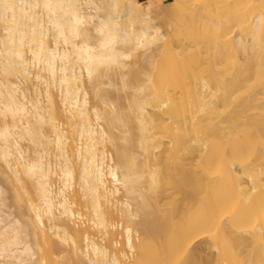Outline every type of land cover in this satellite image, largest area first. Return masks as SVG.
<instances>
[{
  "label": "bare ground",
  "instance_id": "bare-ground-1",
  "mask_svg": "<svg viewBox=\"0 0 264 264\" xmlns=\"http://www.w3.org/2000/svg\"><path fill=\"white\" fill-rule=\"evenodd\" d=\"M197 2L0 0V264H264V0Z\"/></svg>",
  "mask_w": 264,
  "mask_h": 264
},
{
  "label": "rangeland",
  "instance_id": "rangeland-1",
  "mask_svg": "<svg viewBox=\"0 0 264 264\" xmlns=\"http://www.w3.org/2000/svg\"><path fill=\"white\" fill-rule=\"evenodd\" d=\"M142 1L145 2L146 0H142ZM168 1H171V0H167V2H168ZM199 1H200V0H198L197 3H199ZM220 10H221V9H220ZM206 11H207V10H206ZM206 11H204L203 14H202L203 11H201V12L199 11L200 13H199V12H198V13H199V15H200V14L204 15ZM209 11H210V10H208L207 12L209 13ZM213 12H214V11H213ZM213 12H211V14H212V15L214 16V18H215V16H216L215 14H219V12H218V11H217V12L215 11V14H213ZM198 13H197V14H198ZM208 13H207V15L205 14V17L208 16ZM222 13H223V12H222ZM188 14H189V13H188ZM197 14H196V16H197ZM211 14H210V15H211ZM186 15H187V14H186ZM210 15H209V17H207L205 20L209 19V18L212 16V15H211V16H210ZM189 16H190V15H189ZM191 16H192V15H191ZM193 16H194V15H193ZM193 16L191 17V19L193 18ZM200 16H201V15H200ZM200 16H199V17H200ZM221 16H223V15L221 14ZM199 17L197 16V18H199ZM202 17H204V16H202ZM202 17H200V19H201ZM205 17H204V18H205ZM197 18L194 17L193 19H196V21H195V20H194V21L198 23L199 21H197ZM216 18H218V17H216ZM216 18H215V23L218 24V22H216ZM219 18H220V17H219ZM181 19H182V18H181ZM184 19H185V18H184ZM184 19H183V20H184ZM201 20H202V19H201ZM210 20H212V19L210 18ZM210 20H207V22H208V21L210 22ZM224 20H226V19H224ZM180 21H181V22H179V23H182V25H183L182 20H180ZM184 21H185V20H184ZM188 21H191V20H188ZM188 21H187V22H188ZM194 21H193V24L195 23ZM203 22H204V20H203ZM205 22H206V21H205ZM209 22H208V23H209ZM175 23H178V22H175ZM185 23H186V22H185ZM185 23H184V24H185ZM191 23H192V22H191ZM197 23H196V24H197ZM201 23H202V22H200V25H201ZM211 23H212V25H214V26H213V27L210 26V27L212 28V30H209V29H211V28H208L207 31H208L209 33H208L207 31H206V33H204V31H205L206 28H205V29H203V28L200 29V26H199V28L197 27V28L199 29V33L201 32V33H203V35H205V36H203V37L201 36V37H202L203 39L206 38V40L208 39L209 41H212V42L215 41V42H216V43L213 42L214 44H213L212 42H209V45H210V43H211V45H215V44L218 45V43H219V44H222V43L225 41V40H224L225 38H223V41H222V39H220V38H222V37L219 36V37H220L219 40H221L222 42H221V41L219 42V40H218L217 38H215V37H214V39L212 38V37L214 36V34H213L214 32H213V31L216 30V29H215V25H216V24H215V23L213 24V20H212ZM221 24H222V23H221ZM203 25H204V23L201 25V27H203ZM226 25H227V24H226ZM226 25H225V29L227 28ZM178 26H179V25H178ZM185 26H187V24H186ZM189 26H190V25H188V27H189ZM191 26H192V25H191ZM196 26H197V25H195L194 27H196ZM179 27H180V26H179ZM182 27L184 28V25L181 26V27L179 28V31H182V30L184 31V30H185V29H183ZM204 27H205V26H204ZM206 27H207V26H206ZM208 27H209V24H208ZM220 27H221V26H220ZM223 27H224V26L222 25L221 28L223 29ZM230 27H231V26H230ZM232 27H234V26L232 25ZM232 27H231V28H232ZM197 28H196V29H197ZM221 28H219V29H221ZM231 28H230V29H231ZM189 29H190V28H189ZM196 29H195V32L198 31V29H197V30H196ZM230 29H229V26H228V31H229ZM237 29H238V28H237ZM237 29H236V27H234V30H236V32H237ZM202 30H204V31H202ZM223 30H224V29H223ZM239 30H240V28H239ZM244 30H245V29H244ZM185 31H186V30H185ZM185 31H184V32H185ZM211 31H212V33H210ZM191 32L194 33V30H191ZM221 32L224 34V31H221ZM230 32H231V31H230ZM232 32H233V30H232ZM236 32H235V33L233 32V33H234L235 35H238V33L236 34ZM238 32H239V31H238ZM245 32L247 33L246 30H245ZM179 33H180V32H179ZM185 33H187V32H185ZM218 33H220V32H218ZM233 33H232V35H233ZM239 33H240V32H239ZM220 34H221V33H220ZM181 35H182V34H181ZM185 35H186V34H185ZM185 35H184V36H185ZM187 35H188V34H187ZM189 35H190V33H189ZM195 35H199V34L196 33ZM201 35H202V34H201ZM210 35H211V36H210ZM240 35H241V34H240ZM242 35H243V34H242ZM245 35H246V34H245ZM184 36H183V39L185 38ZM190 36H192V35H190ZM199 36H200V35H199ZM215 36H216V35H215ZM221 36H222V34H221ZM227 36H228V35H227ZM186 37H187V36H186ZM209 37H210V38H209ZM223 37H225V36H223ZM181 38H182V37H181ZM191 38H192V37H191ZM193 38H194V37H193ZM185 39H190V38H189V36H188V38H185ZM199 39H200V38H199ZM212 39H213V40H212ZM215 39H216L217 41H216ZM195 40H196V39H195ZM206 40H204V41H206ZM187 41H188V40H186V42H187ZM189 41H190V40H189ZM197 41H198V44H199V40H197ZM200 41H202V40H200ZM226 41H227V40H226ZM217 42H218V43H217ZM202 43H205V44H206V42H202ZM207 43H208V42H207ZM225 43H226V42H224L223 44H225ZM233 43H234V42H233ZM195 44H196V43H195ZM200 44H201V42H200ZM234 44H235V43H234ZM245 44H246V43H245ZM206 45H207V44H206ZM247 45H248V44H247ZM247 45H246V46H247ZM262 45H264V44H262ZM202 46H203V48H205V47H204L205 45H202ZM207 46H208V45H207ZM248 46H249V45H248ZM208 47H209V46H208ZM216 47H220V48H219V49H215ZM216 47L214 48V51H215V54L218 55V56H217V57H218V60H217V58H213V57H212V58H213V59H216L217 61L221 62L222 64H221V63L219 64V62L217 63L216 60H212L211 58L209 59L210 56H208V59H209L210 62H209L207 59L204 60L205 58H207V55H209V54H208V52H206L207 55L205 54V56H204V54H203V53H205V50L207 51V49H205V50L202 49V51L204 50V52L201 51L202 54H203V56H204V57L202 56V57H203V61H205V62L208 61V62L210 63V65H211V67H212V65L215 64L214 61H215L217 64H219V65H217V67H220V68H217V72H215L214 68L212 69V68L210 67V69L212 70V72H213V70H214V72H213L211 75L216 74V73L219 74V73H218V72H219L218 69H222V70H223L224 68L226 69V66H225V65L227 64L226 61L229 62V59H228V58H229L230 56H233V58H234V59L231 58V60H235V58H238V57H239V60H241V59H245L246 57H248V59H245V61H243V62L246 63V60H248L249 67H246L247 65H242V66H243V68H242L243 71L241 70V71H242V74L244 73V71L246 72L247 68L250 69L251 66H253V68H252V70H253V69L255 68V66H256V68H257V65H256V64H258V62L263 63V61H264L263 58L261 59L262 55L264 54L263 50H259V51H260V54L258 53L259 51L257 50L256 53H258L259 55L257 54V55L255 56V54H256V53H255V54L253 55L254 58H251L252 56L247 55L245 58H242V57H241V59H240V55H239V56H236V55H237V53H236L237 50H235V51H236V52H235L236 54L232 52L233 55H230L228 58H226L225 56L228 55V53H227V51H224V50H225V48H226L227 46L224 45L225 48H224L222 45H219V46H216ZM250 47H251V46H250ZM210 48H212V49L209 50V51L211 52V50H213V47H210ZM221 48H222V49H221ZM223 48H224V49H223ZM236 48H237V46L235 47V49H236ZM248 48H249V47H248ZM220 49H221V50H220ZM237 49H238V48H237ZM219 50H220L221 53L224 51V52L227 53V54H225L224 52H223L222 54H220V52L218 53ZM246 50H247V49H246ZM214 51H213V52H214ZM216 51H217V52H216ZM238 51H240V48L238 49ZM248 51H249V49H248ZM261 51L263 52L262 54H261ZM213 52H211V53H213ZM241 52H242V51H241ZM241 52H239V53H241ZM246 52H247V51H246ZM211 53H210V54H211ZM239 53H238V54H239ZM215 54H214V55H215ZM219 54H220L221 56H220ZM223 54H224L225 56H224ZM241 54H242L241 56L244 57L243 52H242ZM247 54H248V53H247ZM211 55H212V54H211ZM260 55H261V56H260ZM222 56H223V57H222ZM198 57H199L198 60L201 59L200 62L202 63V58H200V52H199V54H198ZM214 57H216V56H214ZM219 57H220V58H219ZM224 57L226 58V61L224 60V59H225ZM211 60H212V62H213L212 64H211ZM222 60H223V61H222ZM239 60H238V61H239ZM262 60H263V61H262ZM208 62H207V63H208ZM223 62H224L225 64H224ZM231 62H232V64H231L232 67H231V68H228V69H233V70H232L233 72H232V71H229V70H227V71L225 70V71H226L225 73H231V74H232V75H231V78H230V75H229V78H230V81H231V82H233V81L235 82L236 79H239V80L242 79V80H241V81H239V80L237 81V80H236V81H237V85H236V86H235V84H230L229 81H228V83H229L230 86L233 85V86H235V87L237 88V90H239L240 88H241L240 90H242L241 84H238V83H239V82H242V81H243V78H245V80H247V81H243L244 83L242 82L243 85L245 86V83L249 82V78L246 79V76H247V75L250 77L251 80H252L253 78H255V79L258 78V79H259V77H260L261 79H263V82H264V78H263L264 75H263V77H262V74H260L259 76H255V74H256L255 72H256V71H255V72H252V74L255 73V74H254L255 77L251 78L253 75L250 76V75L248 74V72H249V71H252V70H249V71L247 70L248 72L245 73V75H244L245 77L242 75L243 78H239V77H237L236 75L241 76V72H240V71L238 72V70H237L238 68H241V67H240V65H241L240 63H241V62H240V63L238 62L239 64H237V62H236V65H234V61H231ZM243 62H242V64H244ZM205 64H206V63H205ZM223 64H224V66H223ZM228 64H229V63H228ZM237 65H238V67H237ZM202 66H203V67H201V69H202V71H203V70H204V66H205V65H204V62H203V64H202ZM207 66H209V65L207 64ZM207 66H205V68H206L205 71H207ZM214 66H215V65H214ZM222 66H223V67H222ZM227 66H228V65H227ZM244 66H245L246 69H244ZM236 67H237V68H236ZM235 68H236V70H235ZM263 68H264V67H263ZM254 70H255V69H254ZM254 70H253V71H254ZM256 70H258V71H257L258 73L256 74V75H258L260 69H256ZM262 70H263V69H262ZM202 71H200V72H202ZM209 71H210V70H209V68H208V71H207L208 73H205V72L203 71V73H205V74H203V73H202V74L199 73V74H201L202 77H205L204 75H206V77H208V80L211 82V80H212V77H211V80H210V76H211V75L207 76V74H210ZM228 71H229V72H228ZM263 71H264V70H263ZM263 71H262V72H263ZM222 72L224 73V70H223ZM237 72H238V73H237ZM262 72H261V70H260V73H262ZM239 73H240V75H239ZM263 73H264V72H263ZM217 74L215 75V78L217 77V79H216L217 82H218L217 84H220V85H221V84L224 82V81H223V82L220 81V79H221L220 77H222V74H220L221 76H218ZM233 74H234V75H233ZM250 74H251V73H250ZM201 75H200V77H201ZM224 75H225V74H224ZM224 75H223V76H224ZM225 76H226V75H225ZM227 76H228V75H227ZM232 76H233V78H232ZM242 76H241V77H242ZM206 77H205V79L207 80ZM218 77H219L220 79H219ZM234 77H235V78H234ZM236 77H237V78H236ZM225 78H226V77H225ZM225 78H224V79H225ZM229 78H228V79H229ZM218 79H219V80H218ZM222 79H223V78H222ZM222 79H221V80H222ZM226 79H227V78H226ZM228 79H227V80H228ZM258 79L254 80V81H258ZM251 80H250V81H251ZM219 81H220V83H219ZM260 81H261V80L259 79V82H258V83L255 82L256 85L264 84V83H260ZM221 82H222V83H221ZM208 83H209V82H208ZM215 83H216V82H215ZM226 83H227V82H226V80H225V82L223 83V84H225V85H224V86H223V85L221 86L220 92H219L218 89H217V92H219V95H221V97H223V98L220 97L221 102H222V100H223L222 104L220 105V109H222L221 106H223V105L226 106V105H225L226 103H227V105H228V98L222 96V94H221V92H222V93H226V91H227V89H228V86H227L228 84H226ZM251 83H254L253 80H252ZM251 83H250V84H251ZM210 84H212V83H210ZM248 84H249V83H248ZM212 85H213V84H212ZM238 85H239V87H237ZM246 85H247V84H246ZM256 85H255V86H256ZM247 86H248V85H247ZM216 87H217V86H216ZM226 87H227V89H226ZM250 87H252V86L250 85ZM217 88H218V87H217ZM223 88H225V89H223ZM232 88H233V87H232ZM236 88H235L234 90H235L236 92H238L237 94H239L240 91H237ZM243 89H244V88H243ZM246 89H247V88H246ZM248 89H249V92H250V91H251V90H250L251 88H248ZM248 89H247V90H248ZM234 90H233V92H234ZM247 90H246V91L242 90L241 92H242V93H243V91H244V92H247ZM252 90H253V89H252ZM241 92H240V93H241ZM217 94H218V93H217ZM219 95H218V96H219ZM224 98H225V101H226V102L224 101ZM228 106H229V105H228ZM226 108H227V107H226ZM226 108H225V109H226ZM229 108H230V106H229ZM220 109H218V111H219ZM223 109H224V107H223ZM223 109H222V110H223ZM222 110H221V112H222ZM225 111H227V109L224 110V112H225ZM219 112H220V111H219ZM219 112H217L216 116L219 114ZM224 114H225V115H224ZM224 114L220 113L217 117H220V116H221V117H220L221 119H223V118H227V114H229V113L227 112V114H226V113H224ZM223 116H224V117H223ZM228 116H229V115H228ZM221 119H220V120H221ZM249 156H250V155H248V158H247V156H246L244 161H247V160L249 161ZM251 158L253 159L252 156H250V159H251ZM252 159H251V160H252ZM205 242H206V245H207V243H209V241H206V240H204V242L201 241V243H205ZM202 245H203V244H202ZM204 245H205V244H204ZM202 247H204V246H202ZM207 249H208V247H207ZM205 250H206V249H205ZM208 250H209V251H208ZM208 250H206L205 252H207V251H208L209 253L212 252L210 249H208ZM231 251L233 252V250H231ZM231 251H230V252H231ZM213 252H214V251H213ZM213 252H212V253H213ZM225 252L227 253L228 251H224V253H225ZM201 253H202V252H201ZM209 253H208L207 256H205V257H206V260H205L206 262L208 261V259H210V258L207 259V257L210 256ZM224 253H223V254H224ZM204 254H205V253H204ZM204 254H203V255H204ZM213 254H214V253H213ZM223 254H222V256L219 254V255L221 256V258L223 257ZM201 255H202V254H200V256H201ZM217 255H218V254L215 252V255H214V256L211 255V256H212L211 258H215V257H217ZM229 255H232V254H229ZM200 256H199V257H200ZM220 256H218L219 259H220ZM224 256L226 257L225 254H224ZM203 257H204V256H201V257H200L201 260H202V259H203V260L205 259V257H204V258H203ZM225 257H224L223 259L226 260L227 257H226V258H225ZM216 259H218V258H216ZM216 259H215V260H216ZM199 260H200V259H199ZM199 260H197L198 262L196 261L197 264H198L199 262H201V261H199ZM220 260L222 261V259H220ZM205 261H202V262H205ZM221 261H220V262H221ZM213 262H214V260H213ZM213 262H212L211 259H210V262H209V263H210V264H211V263L214 264ZM215 262H217V260H216ZM209 263L207 262V263H202V264H209ZM218 263H219V262H218ZM199 264H200V263H199ZM215 264H216V263H215Z\"/></svg>",
  "mask_w": 264,
  "mask_h": 264
},
{
  "label": "snow or ice",
  "instance_id": "snow-or-ice-1",
  "mask_svg": "<svg viewBox=\"0 0 264 264\" xmlns=\"http://www.w3.org/2000/svg\"><path fill=\"white\" fill-rule=\"evenodd\" d=\"M70 19H71L74 29H77L82 23V20L79 19L78 17H71Z\"/></svg>",
  "mask_w": 264,
  "mask_h": 264
}]
</instances>
